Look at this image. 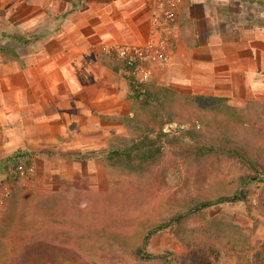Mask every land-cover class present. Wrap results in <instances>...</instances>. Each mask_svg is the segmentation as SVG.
<instances>
[{"label":"rangeland","instance_id":"1","mask_svg":"<svg viewBox=\"0 0 264 264\" xmlns=\"http://www.w3.org/2000/svg\"><path fill=\"white\" fill-rule=\"evenodd\" d=\"M73 1L81 7L70 13L72 0H37L33 12L21 14L46 27L29 34L5 28L0 36L9 55L17 51L24 61L16 72L0 64V99L8 104L0 118V241L20 220L41 218L50 237L62 236L44 264H178L195 251L190 243L212 231L221 242L245 234L252 253L264 259V181L241 184V163L217 153L227 129L264 149V109L256 111V131L243 128L225 104L208 109L185 99L202 94L227 97L235 107L264 103V0ZM105 54L133 61L131 75L153 93L149 103L131 100L130 72L107 66ZM194 124L202 139L187 136ZM145 125L155 129L152 136L168 133L165 155L134 173L126 155L119 156L130 145L121 137H134ZM196 145L212 146L214 154L200 161L176 156L180 147ZM88 151L99 156L67 157ZM237 191L247 203H219L174 222L145 245L154 256H137L145 235L175 213ZM62 217L78 224L53 221ZM114 232L126 243L116 242ZM225 262L241 264L237 256Z\"/></svg>","mask_w":264,"mask_h":264},{"label":"trees","instance_id":"2","mask_svg":"<svg viewBox=\"0 0 264 264\" xmlns=\"http://www.w3.org/2000/svg\"><path fill=\"white\" fill-rule=\"evenodd\" d=\"M104 62L107 66L116 71L123 70L125 72H130L126 77L130 81L131 100L135 102L144 97V104L152 100L153 93L148 85L140 82L135 76L131 75L132 67L127 58H116L110 54H105ZM167 91L171 92L168 89ZM185 99L194 102L196 105L207 107L208 109L222 108L225 104L226 108H231L237 112L241 118L240 123H242L243 128H246L245 125H248L250 129L259 130L255 128L254 125L259 121V116L256 114V111L258 109H264V103L262 102L250 101L245 107H235L227 105V97L222 96L195 94L185 96ZM160 104L167 108L166 103L163 104V102H161ZM129 119L132 121L134 120L133 118ZM140 124L142 123L140 122ZM194 126V129H190V127L189 129H185L187 136L192 139H202L201 136H205L203 130L201 128L197 129V124H194ZM154 130L155 129L147 125L144 127L139 126L137 127L134 137H121L123 141L126 142L127 140L130 145L128 147L129 149H124L123 153H120L119 156L122 158L123 155H126L129 159L126 162V166L134 173H141L164 158L165 150L162 142L163 139L168 136V133H166L164 129H160L157 131L156 136H152ZM230 132L232 134L234 133L231 129H227L224 136L225 139L222 142V148L218 150L217 153L220 152V155L241 163L243 169L246 170L245 173L238 178L241 184L253 177L264 181V149L262 146L253 138H237L231 135ZM213 152L214 148L212 146L208 148L200 145H196L195 147L184 146L176 150V156L184 159L192 157L195 161H200L201 158L214 154ZM96 156H99V152L88 151L75 155H67L68 158L77 160H86ZM13 159V157L9 158L8 162L13 161ZM223 202L231 204L238 202L247 203L248 199L245 194L237 191L232 195L225 194L216 199L199 201L190 206L187 211L175 213L169 220L160 223L153 231H149L145 235L143 241L135 251L137 256L142 260L154 256L152 253L148 252L145 247L154 232L168 228L174 222L181 223L186 218L199 214L203 209ZM73 216L77 215L75 214ZM68 218L70 217H62L59 220L55 219L53 221H58V223H63V225H65L69 223ZM36 223H40V228L33 226ZM77 224L78 223L74 221V225L69 223L67 226L72 228ZM102 228L105 232L109 230L105 225H103ZM50 234V231L45 229L44 220L41 218L20 220L16 230L9 231V233L5 235L8 241H0V264H44L45 254H51L52 251L56 252L54 248H58L59 246L56 241L60 240L62 237L57 235L50 237ZM174 234L181 242H186V239L181 238L177 231ZM113 238L120 244H125L127 241L125 237L117 233H115V237ZM219 238L220 234L218 231L203 234L196 244H189L190 246H194L192 250L195 251H191V254H188V256L180 257L181 259L178 257L176 262L178 261V264H223L227 258L231 260L237 256L241 264H264L263 257H261L257 251L252 253L253 249L249 238L245 234L238 240H228L226 242H221ZM225 254L226 257H223ZM253 257H257L254 262L252 259ZM224 264L228 263L225 262Z\"/></svg>","mask_w":264,"mask_h":264},{"label":"crops","instance_id":"3","mask_svg":"<svg viewBox=\"0 0 264 264\" xmlns=\"http://www.w3.org/2000/svg\"><path fill=\"white\" fill-rule=\"evenodd\" d=\"M36 1L35 0H0V36H2L3 34L2 30L5 28L6 30H8L9 28L15 29L16 33H18L21 30L24 31L26 30V32L29 34L35 28L39 29L41 27L43 28L46 27V25L41 24V22L36 23L35 16L33 14H29L30 16L29 15L24 16L21 14L24 9L26 10L30 9V13L33 12ZM80 7L81 4L75 5V1L72 0L69 7H67V11L70 13H74L78 11ZM251 30L254 33L258 32V29H251ZM28 38L30 37H28L27 35V40ZM21 61L23 60L21 59L17 51L14 52V56L9 55L7 49L0 45V64L3 63L4 65L10 64V66L14 67V68L11 67L12 72H16L18 69L15 66L16 64H18V62ZM12 74L13 73H9L8 75H12ZM8 86L10 87V91H9L10 93H14V95L17 94L18 90L15 87L13 88L12 81L10 84H8ZM12 105H13L12 102H10L11 107H13ZM7 108H8L7 102H3V100L0 99V118L2 120L4 119V116H6Z\"/></svg>","mask_w":264,"mask_h":264},{"label":"built area","instance_id":"4","mask_svg":"<svg viewBox=\"0 0 264 264\" xmlns=\"http://www.w3.org/2000/svg\"><path fill=\"white\" fill-rule=\"evenodd\" d=\"M128 61H129L130 64H133V61H132V60H129V59H128Z\"/></svg>","mask_w":264,"mask_h":264}]
</instances>
